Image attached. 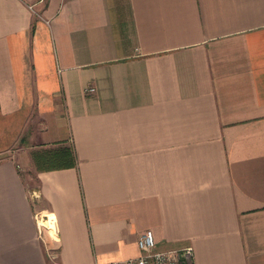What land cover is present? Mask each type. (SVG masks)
I'll use <instances>...</instances> for the list:
<instances>
[{
	"label": "crops",
	"instance_id": "crops-1",
	"mask_svg": "<svg viewBox=\"0 0 264 264\" xmlns=\"http://www.w3.org/2000/svg\"><path fill=\"white\" fill-rule=\"evenodd\" d=\"M44 2L0 0V264L127 258L149 228L264 264V0ZM64 145L78 165L39 168Z\"/></svg>",
	"mask_w": 264,
	"mask_h": 264
},
{
	"label": "built area",
	"instance_id": "built-area-1",
	"mask_svg": "<svg viewBox=\"0 0 264 264\" xmlns=\"http://www.w3.org/2000/svg\"><path fill=\"white\" fill-rule=\"evenodd\" d=\"M87 93L95 92L94 86L86 88ZM39 231L44 223L39 221V213H36ZM139 254L127 258L115 259L102 262L95 261L93 264H195L194 246L187 244L179 248H159L153 229L149 228L140 233L138 238ZM52 247H48V256L54 261Z\"/></svg>",
	"mask_w": 264,
	"mask_h": 264
},
{
	"label": "trees",
	"instance_id": "trees-1",
	"mask_svg": "<svg viewBox=\"0 0 264 264\" xmlns=\"http://www.w3.org/2000/svg\"><path fill=\"white\" fill-rule=\"evenodd\" d=\"M36 160L41 169L66 168L78 165V158L73 145H64L47 153L36 154Z\"/></svg>",
	"mask_w": 264,
	"mask_h": 264
},
{
	"label": "rangeland",
	"instance_id": "rangeland-1",
	"mask_svg": "<svg viewBox=\"0 0 264 264\" xmlns=\"http://www.w3.org/2000/svg\"><path fill=\"white\" fill-rule=\"evenodd\" d=\"M44 1L46 2V0H44ZM45 2H44V3H45ZM44 3H43V4H44ZM26 135H27V131L24 132L23 137L20 139V143H22V142L24 141ZM20 143H19V144H20ZM19 144H18V146H19ZM28 175H29L28 177L31 179V181H33V180H32L33 172H32V171H29V174H28ZM31 201H32V204H33L35 207H37V208L39 209V207L36 205V203H38V200L35 199L34 201H33V200H31ZM40 203H41V206H43V203H44L43 200H42ZM36 211H37V210H36ZM43 211H44L45 215H47L48 211H46V210H43ZM41 218H42V217H41ZM42 219H43V218H42ZM48 224H49V223H48ZM43 228H44V229H43V231H44L43 233L45 234V232H46L47 235H49L48 233L51 232V229H50V228H47V227H43ZM51 233H52V232H51ZM56 256H57V255H54V261H53L52 263L50 262V264H53V263H54V264H59V263H58V258H57ZM94 262H95V261H94ZM94 262H93V263H94ZM93 263H91V264H93Z\"/></svg>",
	"mask_w": 264,
	"mask_h": 264
},
{
	"label": "bare ground",
	"instance_id": "bare-ground-1",
	"mask_svg": "<svg viewBox=\"0 0 264 264\" xmlns=\"http://www.w3.org/2000/svg\"><path fill=\"white\" fill-rule=\"evenodd\" d=\"M42 220H40V222H41Z\"/></svg>",
	"mask_w": 264,
	"mask_h": 264
}]
</instances>
